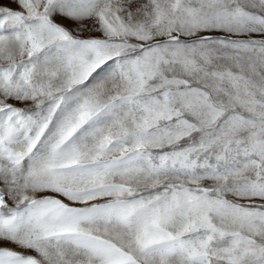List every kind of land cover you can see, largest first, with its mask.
Segmentation results:
<instances>
[{"label":"snow or ice","instance_id":"obj_1","mask_svg":"<svg viewBox=\"0 0 264 264\" xmlns=\"http://www.w3.org/2000/svg\"><path fill=\"white\" fill-rule=\"evenodd\" d=\"M0 264H264V0H0Z\"/></svg>","mask_w":264,"mask_h":264}]
</instances>
